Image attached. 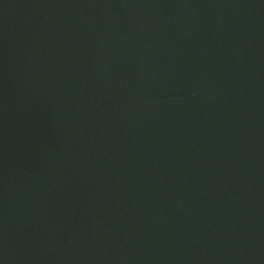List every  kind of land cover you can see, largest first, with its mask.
<instances>
[{
    "label": "water",
    "instance_id": "water-1",
    "mask_svg": "<svg viewBox=\"0 0 264 264\" xmlns=\"http://www.w3.org/2000/svg\"><path fill=\"white\" fill-rule=\"evenodd\" d=\"M0 264H264V0H0Z\"/></svg>",
    "mask_w": 264,
    "mask_h": 264
}]
</instances>
